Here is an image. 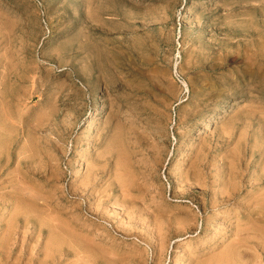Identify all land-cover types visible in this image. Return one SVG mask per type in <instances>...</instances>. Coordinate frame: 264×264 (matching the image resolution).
I'll return each instance as SVG.
<instances>
[{
    "label": "rangeland",
    "instance_id": "374dc122",
    "mask_svg": "<svg viewBox=\"0 0 264 264\" xmlns=\"http://www.w3.org/2000/svg\"><path fill=\"white\" fill-rule=\"evenodd\" d=\"M0 159V264H264V0H0Z\"/></svg>",
    "mask_w": 264,
    "mask_h": 264
},
{
    "label": "bare ground",
    "instance_id": "6f19581e",
    "mask_svg": "<svg viewBox=\"0 0 264 264\" xmlns=\"http://www.w3.org/2000/svg\"><path fill=\"white\" fill-rule=\"evenodd\" d=\"M28 12V11H27ZM24 16H25V14H24ZM31 16H32V14H29V16H28V18L27 19H25V18H22L23 19V21H22V24H28V20H29V18H31ZM258 59V58H257ZM231 60V59H230ZM259 60V59H258ZM260 62V61H259ZM261 68V67H260ZM109 69V68H108ZM255 71V70H254ZM257 75V74H256ZM89 122V121H88ZM205 124V123H204ZM212 126V118H211V116H210V118H208V120L206 121V124H205V126L203 127V129L204 130H207L208 128H210ZM29 127V126H28ZM35 127V126H34ZM40 128V127H39ZM23 129V128H22ZM36 129H37V127H36ZM41 130V129H40ZM11 133V132H10ZM6 134V133H5ZM7 136V135H6ZM5 136V137H6ZM38 140V139H37ZM254 150V149H253ZM25 157V156H24ZM30 158V157H29ZM1 160V159H0ZM31 160V159H30ZM3 162V161H2ZM3 165V164H2ZM42 167V166H41ZM235 174V173H234ZM264 174V173H263ZM233 176H236V175H233ZM124 178V177H123ZM263 181H264V175L263 176H261L260 177ZM235 179V178H234ZM24 181V180H23ZM120 181H122V180H120ZM22 183V182H21ZM264 183V182H263ZM237 185H239V184H237ZM125 189V188H124ZM235 192H236V190H235ZM262 197V196H261ZM264 200V199H263ZM262 201V200H261ZM261 203V202H260ZM263 204H262V207H264V201L262 202ZM259 211H260V209H258ZM264 210V209H263ZM264 212V211H263ZM262 212V213H263ZM257 223V222H256ZM255 223V224H256ZM253 224V223H252ZM253 226V225H252ZM66 228V227H65ZM74 232V231H73ZM71 234V233H70ZM65 235V234H64ZM247 235V234H246ZM242 236V235H241ZM248 236V235H247ZM242 237H244V236H242ZM247 238V237H246ZM255 239V238H254ZM247 240V239H246ZM253 240V239H252ZM58 242V241H57ZM238 243V242H237ZM257 244V243H256ZM235 246V245H234ZM245 246H243V248H244ZM238 248V247H237ZM242 248V247H241ZM240 248V249H241ZM262 248H264V247H262ZM261 248V249H262ZM235 250V249H234ZM233 249H232V251H231V253L230 254H233V251H234ZM262 250H264V249H262ZM238 251V250H237ZM243 251V250H242ZM239 252V251H238ZM234 253H236V252H234ZM241 253V252H240ZM228 254V253H227ZM237 255V254H236ZM246 255V254H245ZM238 256V255H237ZM233 257H235V255H233ZM244 257V256H243ZM239 258V257H238ZM235 260V259H234ZM238 260V259H237ZM226 261H229V259H226L225 260V262ZM216 263V262H215Z\"/></svg>",
    "mask_w": 264,
    "mask_h": 264
}]
</instances>
